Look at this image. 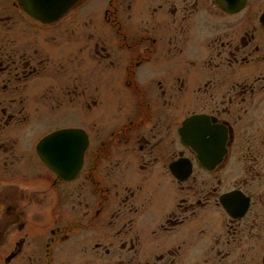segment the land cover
<instances>
[{"label":"flooded vegetation","instance_id":"flooded-vegetation-1","mask_svg":"<svg viewBox=\"0 0 264 264\" xmlns=\"http://www.w3.org/2000/svg\"><path fill=\"white\" fill-rule=\"evenodd\" d=\"M63 9L0 0V264H264V0Z\"/></svg>","mask_w":264,"mask_h":264},{"label":"water","instance_id":"water-1","mask_svg":"<svg viewBox=\"0 0 264 264\" xmlns=\"http://www.w3.org/2000/svg\"><path fill=\"white\" fill-rule=\"evenodd\" d=\"M76 0H24L31 14L40 19L56 18ZM229 1V0H228ZM242 0H230V4H241ZM59 7V8H58ZM45 8V9H42ZM54 8V9H53ZM184 140L190 143L191 120L184 122ZM77 129L55 131L39 144L41 158L49 164L58 176L72 178L81 164V136Z\"/></svg>","mask_w":264,"mask_h":264},{"label":"rangeland","instance_id":"rangeland-1","mask_svg":"<svg viewBox=\"0 0 264 264\" xmlns=\"http://www.w3.org/2000/svg\"><path fill=\"white\" fill-rule=\"evenodd\" d=\"M64 121L70 123L72 125V127H73V125L79 124V118H78V116L75 117L73 112H71L70 115L64 119Z\"/></svg>","mask_w":264,"mask_h":264}]
</instances>
